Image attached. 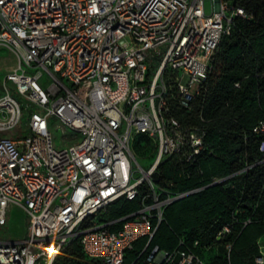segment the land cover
Returning a JSON list of instances; mask_svg holds the SVG:
<instances>
[{"label":"built area","instance_id":"2783aa9c","mask_svg":"<svg viewBox=\"0 0 264 264\" xmlns=\"http://www.w3.org/2000/svg\"><path fill=\"white\" fill-rule=\"evenodd\" d=\"M205 1L0 0V48L17 61L0 82V229L12 208L27 216L23 239H0V264H53L73 241L96 264H124L140 239L130 264H207L182 239L151 247L164 209L195 192L159 184L160 165L189 167L203 150L205 131L172 105L190 111L233 19H247L224 0H207L206 15ZM54 127L68 145L56 146ZM253 132L264 137V121ZM137 136L148 139L147 169ZM120 199L139 208L101 219Z\"/></svg>","mask_w":264,"mask_h":264},{"label":"trees","instance_id":"16d2710c","mask_svg":"<svg viewBox=\"0 0 264 264\" xmlns=\"http://www.w3.org/2000/svg\"><path fill=\"white\" fill-rule=\"evenodd\" d=\"M224 1L243 9L247 19H233L190 111L172 105V114L182 124L205 131L203 150L189 167L173 161L160 165L155 176L159 184L170 182L176 193L195 192L164 209L151 247L170 251L182 239L201 258L216 249L207 264H254L258 241L264 237V152L259 151L264 137L253 132L264 121V0ZM134 140L138 155L149 153L147 138ZM216 179L225 181L214 185ZM138 208V201L120 199L101 219L115 221ZM225 227L228 232L218 240ZM144 245L145 239H140L126 251L124 264L135 260ZM53 264L96 263L73 241Z\"/></svg>","mask_w":264,"mask_h":264},{"label":"rangeland","instance_id":"374dc122","mask_svg":"<svg viewBox=\"0 0 264 264\" xmlns=\"http://www.w3.org/2000/svg\"><path fill=\"white\" fill-rule=\"evenodd\" d=\"M205 14L209 15L211 13V4L209 1H205L204 3ZM17 66V61L14 55L6 48H0V82L5 77V75L14 69ZM18 100L23 104V100L21 97H17ZM52 135L54 137V141L56 146L63 147L68 145L67 143L61 140L62 137V129L52 128ZM139 156V155H138ZM137 161L147 169L148 166L153 162V158L147 159L146 157L139 156L137 157ZM135 178L141 176V173L137 172L134 174ZM8 226L6 228L0 229V239L10 240V241H19L23 239L26 231L27 225V216L22 209L12 208L10 210L8 216ZM259 250L262 247L264 250V240L258 242ZM217 254L216 249H211L209 251L203 252V260L205 262H210V259Z\"/></svg>","mask_w":264,"mask_h":264},{"label":"water","instance_id":"95a60500","mask_svg":"<svg viewBox=\"0 0 264 264\" xmlns=\"http://www.w3.org/2000/svg\"><path fill=\"white\" fill-rule=\"evenodd\" d=\"M193 193H194V192H190V193H188L186 196H189V195H191V194H193ZM186 196H185V197H186ZM178 200H179V199H178ZM178 200H176V201H178ZM176 201H175V202H176Z\"/></svg>","mask_w":264,"mask_h":264},{"label":"crops","instance_id":"0c3cea01","mask_svg":"<svg viewBox=\"0 0 264 264\" xmlns=\"http://www.w3.org/2000/svg\"><path fill=\"white\" fill-rule=\"evenodd\" d=\"M261 240H264V237H261L258 242H260Z\"/></svg>","mask_w":264,"mask_h":264}]
</instances>
